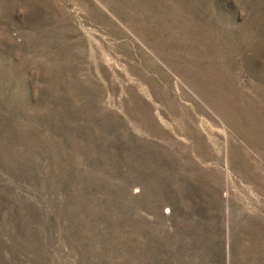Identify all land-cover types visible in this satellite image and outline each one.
<instances>
[{"label":"rangeland","instance_id":"374dc122","mask_svg":"<svg viewBox=\"0 0 264 264\" xmlns=\"http://www.w3.org/2000/svg\"><path fill=\"white\" fill-rule=\"evenodd\" d=\"M0 264H264V0H0Z\"/></svg>","mask_w":264,"mask_h":264}]
</instances>
